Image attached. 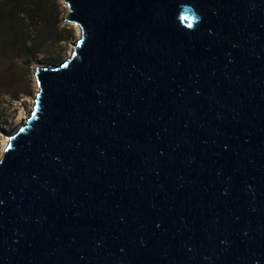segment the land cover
Instances as JSON below:
<instances>
[{"label": "water", "instance_id": "water-1", "mask_svg": "<svg viewBox=\"0 0 264 264\" xmlns=\"http://www.w3.org/2000/svg\"><path fill=\"white\" fill-rule=\"evenodd\" d=\"M0 160V264H264V0H63Z\"/></svg>", "mask_w": 264, "mask_h": 264}, {"label": "rangeland", "instance_id": "rangeland-1", "mask_svg": "<svg viewBox=\"0 0 264 264\" xmlns=\"http://www.w3.org/2000/svg\"><path fill=\"white\" fill-rule=\"evenodd\" d=\"M68 14L63 0H0V154L33 110L36 69L65 62L80 39Z\"/></svg>", "mask_w": 264, "mask_h": 264}, {"label": "bare ground", "instance_id": "bare-ground-1", "mask_svg": "<svg viewBox=\"0 0 264 264\" xmlns=\"http://www.w3.org/2000/svg\"><path fill=\"white\" fill-rule=\"evenodd\" d=\"M74 27L78 29L79 35H81V29H80L77 25H74ZM79 38H80V36H79ZM34 100H35V99H34ZM28 116H29V115H28ZM28 116H26L25 114H23V115L20 116V120L26 122ZM25 122H24V123H25ZM22 125L24 126L25 124H20L19 126L22 127ZM9 141H10V140H9V136H7V138H6L5 141L3 142V146L5 147L6 145H8ZM4 147H3V148H4ZM2 155H3V152H1V154H0V160H1V158H2Z\"/></svg>", "mask_w": 264, "mask_h": 264}, {"label": "trees", "instance_id": "trees-1", "mask_svg": "<svg viewBox=\"0 0 264 264\" xmlns=\"http://www.w3.org/2000/svg\"><path fill=\"white\" fill-rule=\"evenodd\" d=\"M16 3L18 2V1H20V0H14Z\"/></svg>", "mask_w": 264, "mask_h": 264}]
</instances>
